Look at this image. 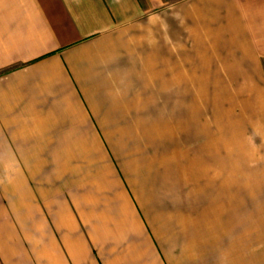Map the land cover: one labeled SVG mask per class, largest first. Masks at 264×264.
Listing matches in <instances>:
<instances>
[{
	"label": "crops",
	"instance_id": "0c3cea01",
	"mask_svg": "<svg viewBox=\"0 0 264 264\" xmlns=\"http://www.w3.org/2000/svg\"><path fill=\"white\" fill-rule=\"evenodd\" d=\"M0 264H264V0H0Z\"/></svg>",
	"mask_w": 264,
	"mask_h": 264
}]
</instances>
